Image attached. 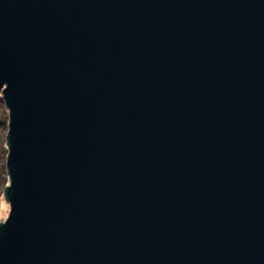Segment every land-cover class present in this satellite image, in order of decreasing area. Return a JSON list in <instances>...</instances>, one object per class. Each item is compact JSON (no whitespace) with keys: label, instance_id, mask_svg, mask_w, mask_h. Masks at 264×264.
I'll return each mask as SVG.
<instances>
[{"label":"water","instance_id":"water-1","mask_svg":"<svg viewBox=\"0 0 264 264\" xmlns=\"http://www.w3.org/2000/svg\"><path fill=\"white\" fill-rule=\"evenodd\" d=\"M0 264H264V0H0Z\"/></svg>","mask_w":264,"mask_h":264},{"label":"trees","instance_id":"trees-1","mask_svg":"<svg viewBox=\"0 0 264 264\" xmlns=\"http://www.w3.org/2000/svg\"><path fill=\"white\" fill-rule=\"evenodd\" d=\"M9 115L5 103L0 94V211L5 205L4 191L9 186V180L6 169L8 156L6 136L8 133Z\"/></svg>","mask_w":264,"mask_h":264},{"label":"rangeland","instance_id":"rangeland-1","mask_svg":"<svg viewBox=\"0 0 264 264\" xmlns=\"http://www.w3.org/2000/svg\"><path fill=\"white\" fill-rule=\"evenodd\" d=\"M9 213H10V205L6 201L5 205L2 206V209L0 211V223L6 222V220L8 219Z\"/></svg>","mask_w":264,"mask_h":264}]
</instances>
